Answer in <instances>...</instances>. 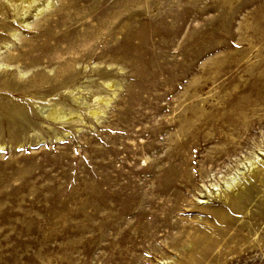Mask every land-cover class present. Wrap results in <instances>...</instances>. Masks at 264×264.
Instances as JSON below:
<instances>
[{"label": "rangeland", "instance_id": "374dc122", "mask_svg": "<svg viewBox=\"0 0 264 264\" xmlns=\"http://www.w3.org/2000/svg\"><path fill=\"white\" fill-rule=\"evenodd\" d=\"M29 1L0 0V264H264V0Z\"/></svg>", "mask_w": 264, "mask_h": 264}, {"label": "bare ground", "instance_id": "6f19581e", "mask_svg": "<svg viewBox=\"0 0 264 264\" xmlns=\"http://www.w3.org/2000/svg\"><path fill=\"white\" fill-rule=\"evenodd\" d=\"M7 1H9V2H13L14 0H7ZM28 1V0H27ZM50 1L51 0H46L45 2H47V4H49L50 3ZM29 2H37V0H32V1H29ZM12 54H14V53H12ZM9 56V55H8ZM13 56V55H12ZM16 57V56H15ZM8 58H10V57H8ZM12 58V57H11ZM14 59V58H13ZM8 62V61H7ZM8 64V63H7ZM1 66V65H0ZM107 85L108 86H110V87H112V86H114L115 84L114 83H112V82H107ZM73 97L74 98H78V96H76V94L75 93H73ZM100 100L101 101H105V102H109V100H110V98L109 97H101L100 98ZM44 108V107H43ZM48 118H50V119H52V120H62V119H70V118H72V115H73V113H74V111L73 110H71V109H65V107H63L62 105L60 106H51L50 108H44L43 109V111H42ZM98 112H101V109L99 108V107H93V108H91L90 109V113H92V114H97ZM96 116V115H95ZM0 147H3V145H1L0 144ZM252 170L254 169V168H257L256 167V163H253L252 162ZM255 170V169H254ZM258 175V177L260 178V179H263L264 178V173L260 170V173L259 174H257ZM235 180V179H234ZM235 183V182H234ZM238 183V182H237ZM239 184V183H238ZM228 186H230L229 188L231 189V190H237V188L236 189H233V185H232V183H230L229 182V184H228ZM238 186V188H240V187H243V186H239V185H237ZM244 188V187H243ZM245 192V191H244ZM236 193L239 195H241L242 193H243V191L242 192H238V191H236ZM236 196V195H235ZM226 197H227V195H226ZM231 200H232V198H231Z\"/></svg>", "mask_w": 264, "mask_h": 264}]
</instances>
